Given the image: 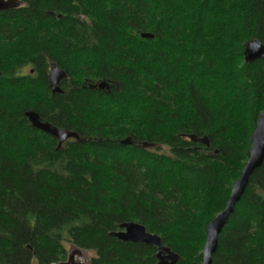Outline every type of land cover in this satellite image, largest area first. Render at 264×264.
<instances>
[{
    "label": "trees",
    "instance_id": "obj_1",
    "mask_svg": "<svg viewBox=\"0 0 264 264\" xmlns=\"http://www.w3.org/2000/svg\"><path fill=\"white\" fill-rule=\"evenodd\" d=\"M17 1L0 11V264H63L67 245L88 264H158L156 247L113 236L129 222L202 264L264 112V59L243 55L264 44V0ZM54 62L110 93L72 79L53 96ZM29 111L79 140L59 147ZM212 264H264V163Z\"/></svg>",
    "mask_w": 264,
    "mask_h": 264
},
{
    "label": "water",
    "instance_id": "obj_2",
    "mask_svg": "<svg viewBox=\"0 0 264 264\" xmlns=\"http://www.w3.org/2000/svg\"><path fill=\"white\" fill-rule=\"evenodd\" d=\"M22 7V3L17 0H0V11L15 10ZM143 39H154L152 34H142ZM245 63H253L264 59V44L259 40L249 41L244 49ZM66 77L64 71L59 69L55 64L51 65L49 72V86L53 94L62 93L59 84ZM92 89L99 88L102 91H109L111 89L110 84L101 82L97 87H91ZM33 128L48 134L59 142V147L71 139L79 140V136L70 131H66L57 128L47 122H42L38 113L29 111L25 114ZM192 142L210 146L209 140L205 138H197L196 136H189ZM122 145H132L131 139H126L121 142ZM139 147L143 149H149L153 147L148 143H140ZM264 163V112L261 113L256 122V128L252 133L250 139V148L248 154V160L241 173L240 178L234 182L231 189L229 201L226 209L220 213L213 221H211L206 227V243L203 249V263L212 264V258L215 254L219 236L227 225L230 215L234 212L235 206L241 200L250 180V177L258 168ZM115 238L124 243H139L147 246H154L157 248V260L158 264H178L180 256L175 254L170 248L166 247L162 243V239L154 234L147 232V229L138 223L129 222L120 226V231L113 234ZM82 252L79 249L74 250L69 254L68 260L63 264H85L76 261V256L81 257Z\"/></svg>",
    "mask_w": 264,
    "mask_h": 264
},
{
    "label": "flooded vegetation",
    "instance_id": "obj_3",
    "mask_svg": "<svg viewBox=\"0 0 264 264\" xmlns=\"http://www.w3.org/2000/svg\"><path fill=\"white\" fill-rule=\"evenodd\" d=\"M52 64H55L59 69H61L62 71H64L65 72V74H66V77L60 82V84H59V88H60V90H61V92L62 93H56V94H53L52 93V91H51V89H50V91H51V93H52V95L53 96H55V95H64L65 94V89L64 88H68V91L67 92H71L72 91V85H74V83H75V81H76V83H78V84H80L83 88H85L86 86L90 89V90H92V91H100V92H102V93H110V90L109 91H102V90H99V88H96V89H92L91 87H97V85L99 84V83H101V82H103L102 81V79H98V78H95V77H92L91 76V74H85V72L84 73H82L81 75H77V76H70L69 75V73H68V71L67 70H65V69H62V68H60L58 65H57V63H51L50 64V66H49V71H48V75H47V78L49 79V72H50V70H51V65ZM88 67V66H87ZM30 73L31 74H33L34 73V71L33 70H31L30 71ZM94 76V75H93ZM72 79H75V81H73ZM48 85H49V81H48ZM110 87H112L111 85H110ZM49 88H50V86H49ZM41 117V116H40ZM41 121L42 122H44L43 120H42V118H41ZM47 123H49V122H47ZM50 124V123H49ZM52 125V124H51ZM54 126V125H53ZM55 127H57V126H55ZM57 128H59V127H57ZM60 129H62V128H60ZM64 130V129H63ZM67 131V130H66ZM71 132V131H70Z\"/></svg>",
    "mask_w": 264,
    "mask_h": 264
},
{
    "label": "rangeland",
    "instance_id": "obj_4",
    "mask_svg": "<svg viewBox=\"0 0 264 264\" xmlns=\"http://www.w3.org/2000/svg\"><path fill=\"white\" fill-rule=\"evenodd\" d=\"M92 77H94V76L92 75ZM67 249L69 251V254H71L74 250H76L75 248L71 247L70 245H67ZM93 257H94V254H92V253L82 252V256L81 257L76 256L75 260L82 262V263H85V264H88V262Z\"/></svg>",
    "mask_w": 264,
    "mask_h": 264
}]
</instances>
